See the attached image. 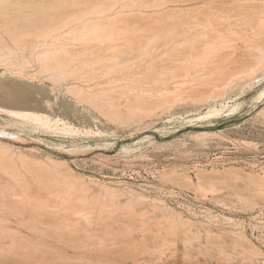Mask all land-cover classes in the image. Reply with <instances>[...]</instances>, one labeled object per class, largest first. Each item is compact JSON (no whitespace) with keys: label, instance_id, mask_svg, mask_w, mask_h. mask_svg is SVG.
I'll use <instances>...</instances> for the list:
<instances>
[{"label":"rangeland","instance_id":"1","mask_svg":"<svg viewBox=\"0 0 264 264\" xmlns=\"http://www.w3.org/2000/svg\"><path fill=\"white\" fill-rule=\"evenodd\" d=\"M111 1L0 0V264H264V0Z\"/></svg>","mask_w":264,"mask_h":264},{"label":"bare ground","instance_id":"2","mask_svg":"<svg viewBox=\"0 0 264 264\" xmlns=\"http://www.w3.org/2000/svg\"><path fill=\"white\" fill-rule=\"evenodd\" d=\"M9 1L11 2L12 0H9ZM13 1H14V0H13ZM20 1H21V0H20ZM114 1H115V0H113V2H112V1H111V2L114 3V5H115V2H114ZM116 1H118V0H116ZM155 2H157V1H155ZM155 2H154V3H155ZM11 3H12V2H11ZM105 3H106V2H104L103 4H105ZM118 3H120V2H118ZM118 3H116V5H117ZM134 3H135V2H134ZM257 3H258V2H257ZM259 3L261 4V2H259ZM5 4H6V3H4V6H5ZM18 4H19V3H18ZM27 4H28V3H27ZM103 4H102V5H103ZM109 4H110V3H109ZM109 4L106 3V7H107ZM135 4H136V3H135ZM135 4H134V6H135ZM158 4H159V3H158ZM253 4H254V3H253ZM262 4H263V3H262ZM2 5H3V4H2ZM2 5H1V6H2ZM6 5H7V4H6ZM11 5H12V4H11ZM94 5H95V4H94ZM102 5H101V6H102ZM152 5H154V4H152ZM152 5H151V6H152ZM251 5H252V4H251ZM251 5H250V6H251ZM255 5H256V4H255ZM257 5H258V4H257ZM4 6H3V8L0 9V11H2V9L5 10L6 8L9 9V7H6V8L4 9ZM7 6H10V5L8 4ZM97 6H98V5H97ZM110 6H111L112 9L115 7V6L113 7L112 4H111ZM253 6H254V5H253ZM14 7H15V6H14ZM16 7H17V6H16ZM102 7H103V6H102ZM106 7H105V5H104V8H106ZM108 7H109V6H108ZM108 7H107V8H108ZM155 7H156V5H155ZM155 7H154V9H155ZM251 7H252V6H251ZM256 7H257L258 9H259V7H262V9L264 8L263 5H262V6H259V7L256 6ZM10 8H11V7H10ZM94 8H95V7H94ZM96 8H97V7H96ZM100 8H101V7H100ZM107 8H106V9H107ZM109 8H110V7H109ZM109 8H108V10H109ZM111 8H110V9H111ZM254 8H255V6H254ZM22 9H23V8H22ZM40 9H41V8H40ZM46 9H47V8H46ZM262 9H261V11H263ZM80 10H81V9H80ZM82 10H83V8H82ZM87 10H88V9H87ZM87 10H85V11H87ZM94 10H95L96 13L98 12V11H96V9H94ZM98 10H100V9H98ZM78 11H79V10H78ZM103 11H104V10L102 9V12H103ZM109 11H111V10H109ZM4 12H5V11H4ZM19 12H20V11H19ZM76 12H77V11H76ZM92 12H94V11H92ZM105 12H106V11H105ZM105 12H104V14H105ZM106 13H107V12H106ZM110 13H111V12L107 13V15L110 14ZM260 13H261V12H260ZM74 14H75V13H74ZM102 14H103V13H102ZM261 14H264V12H262ZM5 15H7V14H5ZM121 15H123V14H121ZM255 15H256V14H255ZM255 15H254V16H255ZM257 15H258V13H257ZM259 15H260V14H259ZM24 16H25V15H24ZM75 16H76V15H75ZM75 16L73 15L72 18H73V17L75 18ZM82 16H83V15H82ZM84 16H85V15H84ZM98 16H99V15H98ZM102 16L105 17V15H102ZM111 16H112V15H111ZM115 16H116V15L114 14V17H115ZM126 16H127V15H126ZM16 17H18V16H16ZM114 17H113V18H114ZM259 17H262V16L260 15ZM263 17H264V15H263ZM20 18H21V17H20ZM27 18H28V17H27ZM81 18H82V17H81ZM83 18H85V17H83ZM86 18H87V17H86ZM110 18H112V17H109V19H110ZM113 18H112V19H113ZM115 18H116V17H115ZM77 19H79V18H77ZM109 19H108V20H109ZM14 20H15V18H14ZM18 20H19V19H18ZM70 20H71V19H70ZM70 20H68V21H70ZM73 20H74V19H73ZM80 20H81V19H80ZM80 20H78V22H80ZM100 20H101V19H100ZM104 20H107V19H103V20H101V21H104ZM232 20H233V18H232ZM236 20H237V19H236ZM259 20L261 21L260 23L263 24V25H261V24H259V23H258V24L261 25V29H262V27H263V30H264V18H263V19H259ZM11 21H12V20H11ZM76 21H77V20H76ZM86 21H87V20H86ZM88 21H90V20H88ZM88 21H87V23H85V24H87V26H89L90 29L87 28L85 25H83V29H84V27H85V30H83L82 32H80L79 30H77L78 33H79V32L81 33V34H79L80 37H79V35H78L77 39H78V38H79L80 40L82 39L81 41L85 42V44L88 43V39H89V38H91V39H99V37L97 36V32L102 30V29L99 30L97 27H92V28H91L90 25H88V24H91V23H89ZM93 21H94V20H93ZM95 21H98V19L95 20ZM221 21H222V20H221ZM229 21H231V20H229ZM17 22H18V21H17ZM63 22L65 23L66 20L63 21ZM63 22H61V23H63ZM91 22H92V20H91ZM61 23H59V24H61ZM68 23L70 24V22H68ZM71 23H72V22H71ZM73 23H74V22H73ZM75 23H76V22H75ZM93 23H95V22H92V24H93ZM96 23H97V22H96ZM229 23H230V22H229ZM57 24H58V23H57ZM98 24H99V22H98ZM230 24L232 25L233 23L231 22ZM63 25H65V24H63ZM114 25H116V24H114ZM231 25H229V26H231ZM54 26L56 27V24H55ZM57 26H58V25H57ZM61 26H62V25H61ZM67 26H68V24H67ZM91 26H93V25H91ZM110 26H111V25H110ZM112 26H113V25H112ZM236 26H237V24H236ZM63 27H64V26H63ZM65 27H66V25H65ZM81 27H82V26H81ZM57 28H59V27H57ZM106 28H107V27H106ZM106 28H105V29H106ZM81 29H82V28H80V30H81ZM88 29H89V31H88ZM251 29H252V28H251ZM255 29H256V28H255ZM258 29H259V31H260V28L257 27V30H258ZM60 30H61V29H60ZM103 30H104V28H103ZM253 30H254V29H253ZM50 31H53V30L50 29ZM56 31H58V30H55L54 32L56 33ZM72 31H73V30H72ZM167 31H168V33H169V31H170L171 33L173 32V30L171 31V29H170V30H167ZM254 31H255V30H254ZM70 32H71V31H70ZM70 32H69V33H70ZM163 32H164V31H163ZM249 32H250V31H249ZM25 33H27V32H25ZM47 33H48V31H47ZM47 33H46V34H47ZM52 33H53V32H52ZM78 33H77V34H78ZM161 33H162V32H161ZM171 33H170V35H171ZM222 33H223V32H221V34H222ZM246 33H247V32H246ZM254 33H256V31H255ZM22 34H23V33H22ZM22 34L20 33V34H18V36H20V35H22ZM44 34H45V33H44ZM53 34H54V33H53ZM74 34H76V33H74ZM74 34H73L72 36L75 38ZM77 34H76V35H77ZM137 34H139V33H137ZM140 34H142V33H140ZM144 34H146V33H144ZM165 34H166V33H165ZM215 34H216V33H215ZM2 35H4V34H1L0 37H4V36H5V37H7V36L9 37V36H11V35H7V36H6V33H5L4 36H2ZM33 35H34V34H33ZM35 35H36V34H35ZM39 35H40V34H39ZM42 35H43V34H42ZM50 35H52V34L50 33V34H49V37H50ZM146 35L149 36L150 34L147 33ZM157 35H159V34L157 33ZM157 35H156V36H157ZM166 35H167V34H166ZM166 35H165V36H166ZM170 35H168V36H170ZM217 35H219V34L217 33ZM222 35H224V34H222ZM252 35H253V33H252ZM255 35H256V34H255ZM255 35H254V36H255ZM257 35H258V33H257ZM257 35H256V36H257ZM263 35H264V34H263ZM12 36H13V35H12ZM15 36H17V34H16ZM15 36H14V38H16ZM18 36H17V37H18ZM28 36H29V35H28ZM28 36H27V39H28ZM31 36H32V35H31ZM31 36H29V37H31ZM63 36H64V35H63ZM65 36H66V35H65ZM68 36H69V35H68ZM136 36H137V35H136ZM138 36H140V35H138ZM138 36H137V37H138ZM144 36H145V35H144ZM153 36H154V35H153ZM156 36H155V37H156ZM165 36H164V37H165ZM25 37H26V36H25ZM46 37H48V35H47ZM46 37H45V38H46ZM73 37L70 36V38H73ZM140 37H141V36H140ZM151 37H152V36H151ZM160 37H161V38H164L163 36H160ZM173 37H174V36H173ZM225 37H226V36H225ZM244 37H245V36H244ZM250 37H251V36H250ZM252 37H253V36H252ZM10 38H11V37H10ZM36 38L41 39V37H38V36H37ZM42 38H43V40H45L43 36H42ZM60 38H62V37H60ZM109 38H110V37H109ZM113 38H115V37L113 36V37H112V40H111V38H110V39L107 38L108 41H107L106 39H105V40H106V42L108 43L110 40L113 41ZM129 38H130V37H129ZM133 38L136 39V37H133ZM138 38H139V37H138ZM153 38H154V37H153ZM156 38H157V37H156ZM156 38H154V39H156ZM161 38H159V39H161ZM228 38H229V35H228ZM238 38H240V37H238ZM5 39L7 40V38H5ZM19 39H21V38H19ZM19 39H18V42H19ZM24 39H25V38H24ZM29 39H30V38H29ZM79 39H78V40H79ZM86 39H87V41H86ZM101 39L104 40V38H100V41H102ZM115 39H116V38H115ZM127 39H128V38H127ZM127 39H125V40H127ZM131 39H132V38H131ZM131 39H130V40H131ZM134 39H133V41H134ZM150 39H151V38H149V41H150ZM154 39H151V40H154ZM166 39H167V38H166ZM207 39H208V38H206L205 40H207ZM217 39H219V38H216V40H217ZM234 39H235V38H234ZM247 39H248V37H247ZM247 39H246L245 41H247ZM254 39H255V38H254ZM263 39H264V37H263ZM2 40H3V38H2ZM6 40H4V41H6ZM41 40H42V39H41ZM43 40L41 41L42 44H44V43H43ZM68 40L71 41V39H68ZM78 40H76V42H77ZM80 40H79V42H81ZM136 40H137V39H136ZM146 40H148V39L146 38ZM146 40H145V42H146ZM156 40H157V39H156ZM156 40H154V41H156ZM210 40L212 41V39H210ZM216 40H214L215 43H217ZM219 40H220V39H219ZM223 40H224V39H223ZM226 40H227V39H226ZM226 40H225V42H226ZM240 40H241V39H240ZM242 40H244V39L242 38ZM242 40H241V42L239 41V42L241 43V45H242ZM0 41H1V40H0ZM8 41H9V38H8ZM11 41H13V40L11 39ZM11 41H9V42H11ZM24 41H25V40H24ZM29 41H30L32 44H35V43H36V42L33 43L34 40L32 41V38H31V40H29ZM36 41H37V40H36ZM57 41H58V40H57ZM66 41H67V39H66ZM111 41H110V44H111ZM154 41H153V42H154ZM161 41H162V40H161ZM163 41H164V39H163ZM170 41H171V40L169 39V42H170ZM208 41H209V40H208ZM245 41H243V42H245ZM251 41H252V40H251ZM256 41H257V40H256ZM1 42H2V41H1ZM1 42H0V45H1ZM15 42H16V41H15ZM38 42H39V41H38ZM38 42H37V43H38ZM54 42H55V41H53V43H54ZM74 42H75V41H74ZM79 42H78V46H79V44H81V43H79ZM92 42H93V44H94L96 41H92ZM92 42L90 41V43H92ZM98 42H99V40H98L95 44H97ZM102 42H103V41H102ZM117 42H119V41H117ZM122 42H123V41H122ZM127 42H130V41L128 40ZM134 42H135V41H134ZM134 42H133V43H134ZM151 42H152V41H151ZM151 42H150V44H151ZM153 42H152V44H153ZM247 42L249 43V40H248ZM247 42H246V43H247ZM6 43H7V41H6ZM25 43H26V42H25ZM25 43H24V44H25ZM66 43H68V42H66ZM90 43H88V45H89ZM104 43H105V42H104ZM104 43H103L102 45H104ZM113 43L115 44L116 41L114 40ZM120 43H121V42H120ZM123 43H125V42H123ZM166 43H167V42H166ZM207 43H208V42H207ZM215 43H214V44H215ZM220 43H221V42H220ZM223 43H224V42H223ZM3 44H4V46H5V43H3ZM3 44H2V45H3ZM9 44H12V42H11V43H8V45H9ZM26 44H28V42H27ZM32 44H31V46H32ZM72 44H73V43H72ZM100 44H101V43H100ZM131 44H132V43H131ZM136 44H137V43H136ZM136 44H135V46H134L135 48H136V46H137ZM152 44H151V46H152ZM157 44H158V43H157ZM157 44H156V45H157ZM210 44H211V43H210ZM210 44H207V45L210 46ZM214 44H213V45L211 44V46L213 47L212 49L215 50L214 46H216V44H215V45H214ZM231 44H232V43H230V45H231ZM6 45H7V44H6ZM8 45H7V47H8ZM12 45H13V44H12ZM21 45H22V44H21ZM36 45H37V44H36ZM40 45H41V44H39V46H40ZM66 45H67V44H66ZM70 45H71V44H69V46H70ZM83 45H84V44H83ZM90 45H91V44H90ZM122 45H123V44H122ZM126 45L129 46V43L126 44ZM204 45H206V43H204ZM207 45H206V47H209V46H207ZM218 45H220L221 48H220V46H219V48H217ZM230 45H229V46H230ZM235 45H236V44H235ZM243 45H244V43H243ZM245 45H246V44H245ZM245 45H244V46H245ZM259 45H260V44H259ZM69 46H68V47H69ZM72 46H73V45H72ZM72 46H71V47H72ZM75 46H76V45H75ZM86 46H87V45H86ZM113 46H114V45H113ZM115 46H117V45H115ZM118 46H119V44H118ZM118 46H117V47H118ZM123 46H124V45H123ZM123 46H121V47H123ZM128 46H127V47H128ZM217 46H216V49H222L223 47H226L228 50H231L230 48H228V45L225 44V43H224V44H219V43H218ZM244 46H243V47H244ZM0 47H1V46H0ZM5 47H6V46H5ZM16 47L18 48V47H21V46H20V45H16V46L13 45V48H14V49H15ZM50 47H51V46H50ZM71 47H69V48H71ZM73 47H74V46H73ZM73 47H72V49H73ZM76 47H77V46H76ZM129 47H132V48H133V46H129ZM143 47H144V45H143ZM143 47H141L140 49H142ZM146 47H147V46H145L144 48H146ZM240 47H241V46H240ZM249 47L251 48V46H248V48H249ZM254 47H255V45H254ZM10 48H12L11 45H10ZM17 48H16V49H17ZM61 48H62V47H60V49H61ZM74 48H75V47H74ZM109 48H110V47H109ZM111 48H112V46H111ZM226 48H225V49H226ZM237 48H238V47H237ZM241 48H242V47H241ZM16 49L14 50L15 52H16ZM24 49H25V48H24ZM86 49H87V48H86ZM91 49H92V48H91ZM116 49H117V48L115 47V48H114V53H116ZM118 49H119V47H118ZM128 49H129V48H128ZM203 49H204V48H203ZM208 49H210V52H211V53L213 52V51L211 50L210 47H209ZM208 49H206V51H207ZM251 49H253V48H251ZM17 50H19V49H17ZM48 50H49V49H48ZM64 50L67 51L66 48H64ZM64 50H63V51H64ZM70 50H71V49H70ZM108 50H109V49H108ZM123 50H124V49H123ZM137 50H138V49H136L135 51H137ZM222 50H223V49H222ZM222 50H220V51H222ZM232 50H233V47H232ZM11 51H12V49H11ZM14 51H13V52H14ZM19 51H21V50H19ZM60 51L62 52V50H60ZM72 51H73V50H72ZM81 51H82V50H81ZM89 51H90V50H89ZM102 51H104V50H102ZM112 51H113V49H112ZM128 51H129V50H128ZM138 51H140V50H138ZM138 51H137V52H138ZM143 51H144V49H143ZM143 51H142V53H143ZM248 51H251V50L248 49ZM17 52H18V51H17ZM21 52H22V51H21ZM24 52H25V50L23 51V53H24ZM28 52H29V51H28ZM51 52H52V51H51ZM83 52H84V49H83ZM86 52H87V51H86ZM86 52H85V53H86ZM92 52H94V51H92ZM106 52H107V51H106ZM108 52H109V51H108ZM129 52L134 53V52H132V51H129ZM144 52H146V51H144ZM147 52H148V51H147ZM147 52H146V53H147ZM208 52H209V51H208ZM210 52H209V53H210ZM215 52H218V51H215ZM215 52H214V53H215ZM18 53H20V52H18ZM26 53H27V51H26ZM29 53H30V52H29ZM67 53H68V52H67ZM67 53H66V54H67ZM140 53H141V52H140ZM211 53H210V54H211ZM214 53H212V54H214ZM220 53H221V52H220ZM256 53H258V52H256ZM43 54H44V56L42 55L43 58L41 57V59H45L46 57L48 58V56L45 57V55H46L47 53H46V54L43 53ZM134 54H135V53H134ZM236 54H237V53H236ZM238 54H239V53H238ZM47 55H48V54H47ZM64 55H65V54H64ZM239 55H240V54H239ZM40 56H41V55H40ZM135 56H136V55H135ZM141 56L143 57L144 54H141ZM141 56H140V57H141ZM146 56H147V55H146ZM198 56H199V55H198ZM203 56H204V57L206 56L205 58H208L206 54H204V55L202 54L201 57H203ZM236 56H237V55H236ZM131 57H132V56H131ZM193 57H195V56L193 55ZM204 57H203V58H204ZM232 57H233V56H232ZM232 57H231V58H232ZM91 58H92V57H91ZM191 58H192V57H191ZM78 59H79V58H78ZM112 59H113V58H112ZM122 59H123V58H122ZM198 59H199V58H198ZM198 59H196L197 62L199 61ZM200 59H201V58H200ZM45 60H46V59H45ZM71 60H74V59H71ZM115 60H116V59H115ZM124 60H125V59H124ZM192 60H193V59H192ZM192 60H191V61H192ZM223 60H224V59H223ZM225 60H226V59H225ZM225 60H224V61H225ZM227 60H228V59H227ZM227 60H226V62H227ZM229 60H230V59H229ZM27 61H29V60L27 59L26 62H27ZM31 61H32V59H31ZM31 61H30V62H31ZM75 61H76V60H75ZM117 61H118V60H117ZM119 61H120V60H119ZM121 61L124 62L123 60H121ZM200 61H201V60H200ZM200 61H199V62H200ZM205 61H206V60H205ZM205 61H204L202 64H204V63L206 64ZM221 61H222V60H221ZM91 62H92V61H91ZM193 62H195V60H194ZM27 63H28V62H27ZM81 63H82V62H81ZM224 63H225V62H224ZM188 64H189V63H188ZM205 64H204V65H205ZM216 64H217V62H216ZM55 65H56V64H55ZM80 65H81V64H80ZM212 65H214V64H212ZM202 66H203V65H202ZM62 67H63V66H62ZM189 67H191V65H189ZM196 67H197V66H196ZM203 67H204V66H203ZM195 69H196V68H195ZM238 69H239V68H238ZM241 69H242V68H241ZM241 69H240V70H241ZM244 69H245V68H244ZM99 70H100V69H99ZM233 70H234V69H233ZM242 70H243V69H242ZM249 70H250V69H249ZM81 71H82V70H81ZM188 71H189V70H188ZM250 71L252 72L253 69L250 70ZM250 71H249V72H250ZM82 72H83V71H82ZM185 72H186V71H185ZM251 72H250V74H251ZM60 73H61V72H60ZM106 74H107V73H106ZM106 74H105V75H106ZM110 74H111V73H110ZM195 74H197V73H195ZM198 74H199V73H198ZM198 74H197V75H198ZM241 74H243V73H241ZM248 74H249V73L247 72V75H248ZM188 76H189V75H188ZM208 76H211V75H208ZM240 76H244V74H243V75H240ZM185 77H186V74H185ZM193 77H194V75H193ZM205 77H206V76H205ZM233 77H234V76H233ZM238 77H239V75H238ZM201 78H202V76H201ZM186 79H187V78H186ZM186 79H185V80H186ZM197 79H198V78H197ZM190 82H191V81H190ZM228 82H229V81H228ZM228 82H227V83H228ZM181 83H182V82H181ZM186 83H187V80H186ZM227 83H226V85H227ZM178 85H179V84H177L176 86H178ZM184 85H185V83H184ZM184 85H183V86L181 85L180 87L183 88V87H185ZM188 85H189V82H188ZM190 85H191V84H190ZM224 87H225V86H224ZM221 88L223 89V87H221ZM176 89H177V88H176ZM176 89H175V90H176ZM215 89H216V88H215ZM216 90H217V89H216ZM219 90H220V89H219ZM149 92H150V91H149Z\"/></svg>","mask_w":264,"mask_h":264}]
</instances>
